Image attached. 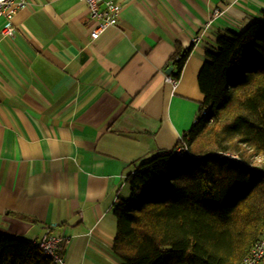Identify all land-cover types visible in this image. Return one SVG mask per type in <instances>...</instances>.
Masks as SVG:
<instances>
[{"label": "crops", "instance_id": "crops-1", "mask_svg": "<svg viewBox=\"0 0 264 264\" xmlns=\"http://www.w3.org/2000/svg\"><path fill=\"white\" fill-rule=\"evenodd\" d=\"M25 1L12 36L0 18V232L32 241L48 230L64 264H119L113 208L126 175L176 147L203 100L206 50L264 0H113L118 21L94 39L83 0ZM177 45L191 51L173 85Z\"/></svg>", "mask_w": 264, "mask_h": 264}, {"label": "trees", "instance_id": "trees-1", "mask_svg": "<svg viewBox=\"0 0 264 264\" xmlns=\"http://www.w3.org/2000/svg\"><path fill=\"white\" fill-rule=\"evenodd\" d=\"M190 51L176 46L169 76L179 79ZM197 82L206 112L181 136L189 154H155L126 175L129 193L113 208L119 264H237L264 229V171L219 156H264V9L219 32ZM48 261L33 241L0 232V264Z\"/></svg>", "mask_w": 264, "mask_h": 264}, {"label": "built area", "instance_id": "built-area-1", "mask_svg": "<svg viewBox=\"0 0 264 264\" xmlns=\"http://www.w3.org/2000/svg\"><path fill=\"white\" fill-rule=\"evenodd\" d=\"M83 1L87 6L89 17L96 24L90 32L91 38H96L108 26L116 25L121 10L120 4L113 0ZM25 5V0H0V18H4L5 20L1 29V35L12 36L14 34L15 27L12 24V17L18 9L25 7ZM220 14H222L220 9H214V16H218ZM166 80L175 85L178 79L167 75ZM205 112L206 109H202L199 113L203 115ZM197 116L198 113L196 114V117ZM196 117L194 122L196 121ZM173 151V154L179 157L189 154L186 144L182 142V137ZM219 156H227L239 163H242L244 166L258 167L264 171V166H261L259 163L256 164L252 161V159L262 161L264 159V156L262 155H255L251 159L250 163L241 161L236 154L232 153H219ZM62 241L63 239L60 236L51 234L50 231L47 230L40 238L35 240L34 243H36L42 249L43 253L49 258L48 264H64V257L61 254ZM237 264H264V229L260 237L251 246L248 254Z\"/></svg>", "mask_w": 264, "mask_h": 264}, {"label": "rangeland", "instance_id": "rangeland-1", "mask_svg": "<svg viewBox=\"0 0 264 264\" xmlns=\"http://www.w3.org/2000/svg\"><path fill=\"white\" fill-rule=\"evenodd\" d=\"M175 148H176V147H175ZM175 148H174V149H175ZM174 149H173V150H174ZM173 152H174V151H173ZM252 161H254L256 164L259 163L261 166H264V159H263L262 161H259V160H257V159H252Z\"/></svg>", "mask_w": 264, "mask_h": 264}, {"label": "water", "instance_id": "water-1", "mask_svg": "<svg viewBox=\"0 0 264 264\" xmlns=\"http://www.w3.org/2000/svg\"><path fill=\"white\" fill-rule=\"evenodd\" d=\"M172 70H173V67H168L165 69V73L170 74L172 72Z\"/></svg>", "mask_w": 264, "mask_h": 264}, {"label": "bare ground", "instance_id": "bare-ground-1", "mask_svg": "<svg viewBox=\"0 0 264 264\" xmlns=\"http://www.w3.org/2000/svg\"><path fill=\"white\" fill-rule=\"evenodd\" d=\"M200 111H201V110H200ZM200 111H198V115H201V114L199 113ZM36 240H37V239H36ZM32 241L34 242L35 240H32Z\"/></svg>", "mask_w": 264, "mask_h": 264}]
</instances>
